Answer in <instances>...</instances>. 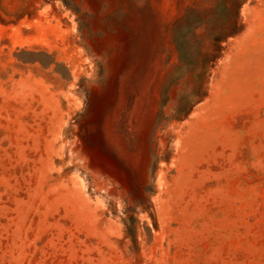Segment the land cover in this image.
Instances as JSON below:
<instances>
[{"label":"rangeland","instance_id":"rangeland-1","mask_svg":"<svg viewBox=\"0 0 264 264\" xmlns=\"http://www.w3.org/2000/svg\"><path fill=\"white\" fill-rule=\"evenodd\" d=\"M0 264H264V0H0Z\"/></svg>","mask_w":264,"mask_h":264},{"label":"trees","instance_id":"trees-1","mask_svg":"<svg viewBox=\"0 0 264 264\" xmlns=\"http://www.w3.org/2000/svg\"><path fill=\"white\" fill-rule=\"evenodd\" d=\"M235 35V34H234Z\"/></svg>","mask_w":264,"mask_h":264}]
</instances>
